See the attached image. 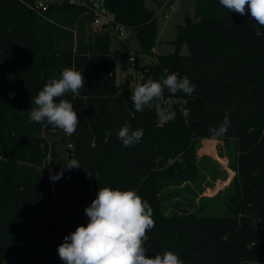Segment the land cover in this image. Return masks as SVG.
Segmentation results:
<instances>
[{"label": "trees", "instance_id": "1", "mask_svg": "<svg viewBox=\"0 0 264 264\" xmlns=\"http://www.w3.org/2000/svg\"><path fill=\"white\" fill-rule=\"evenodd\" d=\"M35 1L0 0V264H63L57 248L87 225L84 210L100 187L134 189L149 202L150 257L168 250L184 264H264V28L219 0H194L175 28L174 50L158 54L156 10L171 0H151L154 7L146 0H103L113 20L97 31L90 1H54L44 10ZM115 24L124 26V39ZM132 41L150 61L138 81L126 77L117 85L116 58L133 53ZM73 66L85 80L78 96L65 97L79 116L76 133L30 122L38 92ZM172 72L187 76L196 91L165 89L151 108L136 112L134 87ZM162 99L183 101L172 110L175 119L161 120ZM225 115L227 134L211 136ZM125 122L144 130L127 148L117 137ZM199 138L232 143V204L221 215L164 216L160 195L168 181L197 175ZM56 144H70L81 167L65 168L68 153L62 157ZM61 171L59 180L50 179Z\"/></svg>", "mask_w": 264, "mask_h": 264}, {"label": "clouds", "instance_id": "2", "mask_svg": "<svg viewBox=\"0 0 264 264\" xmlns=\"http://www.w3.org/2000/svg\"><path fill=\"white\" fill-rule=\"evenodd\" d=\"M220 5L231 13L241 16L250 13L251 19L264 28V0H219ZM85 87L82 71L66 67L59 78H51L34 98V105L29 113V121L47 124L63 131L67 136L76 133L80 124L77 111L68 94L78 96ZM187 76L180 77L172 72L162 79L149 77L146 82L138 83L130 97L136 112L151 108L153 101L164 95V90L175 95L184 93L191 96L196 91ZM15 93H10L14 97ZM166 119H175V112L164 110ZM231 127L228 115L222 122L209 129L213 137H222ZM144 136L142 128L133 129L128 122L122 124L117 132L124 147L139 143ZM67 169L80 168L79 161L72 157L64 166ZM63 171L51 175L53 181L59 180ZM87 225H79L76 230L64 237V242L57 248L63 264H184L180 256L164 250L154 256L146 255L148 248L147 232L155 227L153 209L149 202L136 190L100 187L96 198L85 208Z\"/></svg>", "mask_w": 264, "mask_h": 264}, {"label": "rangeland", "instance_id": "3", "mask_svg": "<svg viewBox=\"0 0 264 264\" xmlns=\"http://www.w3.org/2000/svg\"><path fill=\"white\" fill-rule=\"evenodd\" d=\"M54 1L60 0H48L45 9L49 3ZM170 3L169 5L164 1L156 10L155 52L158 54L174 50L171 41L174 38L175 28L182 24L185 13L191 14L194 0H171ZM146 4L151 7L156 6L151 0H146ZM163 11L167 13V17L164 16ZM101 26L99 21L93 20L91 23V27L95 31L99 30ZM117 44L118 42L114 41L112 46ZM129 49L135 53L136 67L131 69L125 63L117 64L115 68L117 85H120L126 77H130L131 83L138 81L141 69L150 61L149 56L137 53L138 45L135 41L130 42ZM180 52L186 53V47L183 46ZM182 103L183 101L180 99H168L163 108L158 106L163 110L160 117L165 120L166 115L162 114L164 110L172 111L175 107H180ZM196 144L197 175L188 181H168L160 195V206L164 216L172 212L187 217L197 212L204 215H221L232 204L235 189L234 171L230 166L233 160L232 143L213 138H199ZM70 148V144H56L55 146L57 153L62 157L67 156L66 149ZM48 166L47 164L45 167L48 168Z\"/></svg>", "mask_w": 264, "mask_h": 264}, {"label": "built area", "instance_id": "4", "mask_svg": "<svg viewBox=\"0 0 264 264\" xmlns=\"http://www.w3.org/2000/svg\"><path fill=\"white\" fill-rule=\"evenodd\" d=\"M47 1L48 0H36L35 7L37 9L43 10L45 9ZM69 1L70 2L76 1V2H83V3L86 1H90L89 8L91 12L93 13L94 21H99L101 25L105 26L107 24H110L113 20L112 14L104 8L103 0H69ZM163 14L165 17H167L166 12H163ZM114 32L116 33V36L119 39H124L127 35L124 26L120 24H115ZM136 62L137 60H136L134 53H125L116 58L115 64L117 65V64L125 63L129 68L133 69L136 67ZM166 103H167V100L162 99L159 102V105L161 106V108H163L164 105H166Z\"/></svg>", "mask_w": 264, "mask_h": 264}, {"label": "water", "instance_id": "5", "mask_svg": "<svg viewBox=\"0 0 264 264\" xmlns=\"http://www.w3.org/2000/svg\"><path fill=\"white\" fill-rule=\"evenodd\" d=\"M67 153H68V159H71L72 156V150L71 149H66Z\"/></svg>", "mask_w": 264, "mask_h": 264}, {"label": "crops", "instance_id": "6", "mask_svg": "<svg viewBox=\"0 0 264 264\" xmlns=\"http://www.w3.org/2000/svg\"><path fill=\"white\" fill-rule=\"evenodd\" d=\"M115 41H117V40H115ZM116 46V45H115ZM154 52H155V48H154Z\"/></svg>", "mask_w": 264, "mask_h": 264}]
</instances>
